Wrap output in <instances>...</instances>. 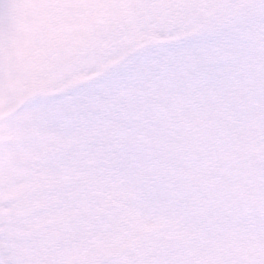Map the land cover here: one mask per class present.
I'll return each instance as SVG.
<instances>
[{"label":"snow or ice","instance_id":"obj_1","mask_svg":"<svg viewBox=\"0 0 264 264\" xmlns=\"http://www.w3.org/2000/svg\"><path fill=\"white\" fill-rule=\"evenodd\" d=\"M0 264H264V0H0Z\"/></svg>","mask_w":264,"mask_h":264}]
</instances>
